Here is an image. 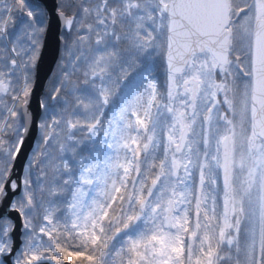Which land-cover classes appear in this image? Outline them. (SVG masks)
Returning a JSON list of instances; mask_svg holds the SVG:
<instances>
[{"label": "snow or ice", "instance_id": "snow-or-ice-1", "mask_svg": "<svg viewBox=\"0 0 264 264\" xmlns=\"http://www.w3.org/2000/svg\"><path fill=\"white\" fill-rule=\"evenodd\" d=\"M0 264H264V0H0Z\"/></svg>", "mask_w": 264, "mask_h": 264}, {"label": "water", "instance_id": "water-1", "mask_svg": "<svg viewBox=\"0 0 264 264\" xmlns=\"http://www.w3.org/2000/svg\"><path fill=\"white\" fill-rule=\"evenodd\" d=\"M54 0H48L49 4H52ZM51 45L49 46V51L45 54V57L43 61L40 64V68L38 70V76H37V87L36 91L33 95L32 98V109L35 110L37 107V100L39 98L40 93L43 92L44 90V82L47 80V73L50 72V64H53L54 61L51 59ZM32 139L30 138L28 143H26L24 151L30 150V144L32 142ZM17 167L19 168L20 166V161L18 160L17 162Z\"/></svg>", "mask_w": 264, "mask_h": 264}]
</instances>
